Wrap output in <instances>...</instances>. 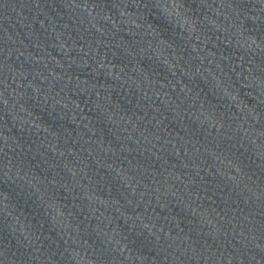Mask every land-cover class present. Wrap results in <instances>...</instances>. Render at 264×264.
<instances>
[{"label": "water", "instance_id": "1", "mask_svg": "<svg viewBox=\"0 0 264 264\" xmlns=\"http://www.w3.org/2000/svg\"><path fill=\"white\" fill-rule=\"evenodd\" d=\"M0 264H264V0H0Z\"/></svg>", "mask_w": 264, "mask_h": 264}]
</instances>
